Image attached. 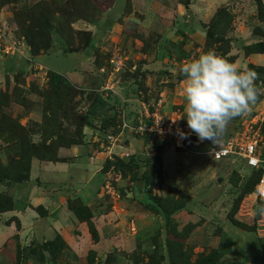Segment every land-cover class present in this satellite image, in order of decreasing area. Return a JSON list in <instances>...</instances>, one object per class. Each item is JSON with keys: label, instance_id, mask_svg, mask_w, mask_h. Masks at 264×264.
Here are the masks:
<instances>
[{"label": "crops", "instance_id": "0c3cea01", "mask_svg": "<svg viewBox=\"0 0 264 264\" xmlns=\"http://www.w3.org/2000/svg\"><path fill=\"white\" fill-rule=\"evenodd\" d=\"M127 1V7L129 5L133 11L135 9V12L146 15L149 19L148 24L142 27L136 28L134 24L138 31L128 25L133 36L129 39L134 53L129 54L131 61L127 62L126 74L124 72L123 82H118L119 86L115 85L117 81L111 82L110 73V78L103 76V67L108 61L96 60V53L105 48L106 42L114 39L123 27L127 28L125 22H120L127 13V8L113 20L111 26L101 27V23L113 6L98 23L79 27L92 34L91 45L101 28L108 35L105 39H98L99 42L94 45L95 53L88 58L89 61L82 62L81 76L76 70L67 74V79L84 91L85 95L95 92L105 101L94 108L97 113L91 116L92 124L84 126L82 142L56 149L57 161L33 158L27 183L0 185L6 188L5 192L14 201L13 210L0 213V264H14L20 250L43 245L57 236L63 238L66 248L56 260H50L49 254L45 252V264H89L88 256L92 251L96 252L97 262L102 264H107L109 256L129 257L134 252L149 256L155 251L153 239L157 236L161 238L165 226L163 218L147 207L149 192L166 197L169 189L183 190L181 184L185 181L178 166L182 151H172V142L155 144L149 137H140L123 130V116L126 122H130L146 112H153L157 107L165 115L185 109L186 78L181 69L184 64L208 51L204 46L207 27L201 24L198 27L164 25L162 21L167 6L162 0ZM186 22L188 21L185 24ZM57 39L66 44L62 38L57 36ZM256 42L253 40L252 44ZM249 45L251 43L245 47ZM66 47L69 50L67 44ZM239 51L241 50L233 45L225 58H235L233 63L242 70L249 64L262 66L264 54L247 55L245 50L244 53ZM114 71L118 72L115 67ZM84 97L81 96L79 106L82 115L89 107ZM174 148L177 150L175 146ZM188 152L191 151L185 154ZM194 153L196 158L200 156L198 152ZM132 158H136L139 163L147 161L149 170L155 171L154 181L149 187H145L144 180L132 182L130 178H124L116 171L115 165L109 169L106 167L108 161L113 163L115 159H120L129 162ZM147 169L142 167L140 174ZM108 181L114 186L112 192L105 188ZM193 196L192 206L189 204V209L192 207L193 210L174 214L170 219L172 226L178 227L177 216L189 218L187 225L196 224L194 221L202 219L198 215L199 209L196 210L199 205L194 204L196 200ZM224 197L227 195L224 194ZM76 199L90 211L91 221L98 234L97 241L93 239L89 223L71 210L69 203ZM224 202V199L213 204L210 201L209 206H222ZM216 226L211 222L199 225L188 235L189 242L199 235L203 243L213 240L212 244H218L220 239L217 242V237L212 233ZM167 237L168 231L162 241L165 242ZM244 239L245 236L238 239L239 245L225 259L230 264H263L259 239L252 240V244H249V239L241 242Z\"/></svg>", "mask_w": 264, "mask_h": 264}, {"label": "rangeland", "instance_id": "374dc122", "mask_svg": "<svg viewBox=\"0 0 264 264\" xmlns=\"http://www.w3.org/2000/svg\"><path fill=\"white\" fill-rule=\"evenodd\" d=\"M9 1L10 3L5 5ZM127 2V0H0V90L8 91L11 97L10 105L3 108L0 112V122L3 120L4 114L7 118L18 121L21 126L27 129V139L36 144H43L45 141L52 142L58 138L70 140L72 136L74 137L73 133L76 131V126L81 123L82 119L79 110L81 94L77 95L69 92L65 98L67 102L63 105L70 104L69 109L71 111L66 112V107L63 106L64 108L60 110V118L52 124L47 123V119L43 116V111L47 103V92L50 89L48 69L63 74L67 78L69 76L67 74L75 70L81 76L80 69L83 65L82 62H85V60L89 61L88 58L95 53L96 47L94 45H97L99 42L98 39H105L108 36L107 33H104L105 30L101 28L100 32H98L99 34H97L98 37L94 38L92 45L82 52H70L66 44L60 39H57V36L62 39L63 37L57 29H54L51 33V51L41 53L43 55H40V57H32L27 39L21 32V27L17 19L18 12L27 11L39 4H48L51 7L63 6L65 10H69V7L78 4L81 7V13L79 15H84V17H88L89 19H92L96 15V22L98 23L103 18L104 13L113 6L104 16L101 23V27H103L104 25L111 26L113 20L121 16L122 12L127 8V13L120 20L122 24L125 22L127 28L123 27L122 31H120L121 33L115 32L117 33L115 38L106 42L107 45L105 48L100 51L98 50L96 53L98 54L96 60L108 61V64L106 63L105 67H103V76L110 78L108 76L110 73L112 77L111 82L113 83V80L114 82L117 81L115 85L119 86V83L123 82L124 72L126 74L127 62L131 61L129 54L134 53L132 50L134 47L129 39L133 36L130 34L131 30H128V25L129 28L131 25L133 30H135L137 26L139 28L147 25L149 19L148 16L137 11L135 12V9L133 11L129 5L127 7ZM162 2L168 8L165 7L164 9L166 13L163 15L162 21L166 26L180 24V27L184 25L198 27L201 24L207 27L214 21L219 23L227 21V23H230V20L227 17L224 18L222 13L218 14L220 11H226L223 13L225 14L224 16L233 18V21L227 26L228 28L225 33L219 32L216 38L225 37L229 39L230 43L232 42V47L234 45V48L241 50L239 53L242 51L244 53L246 44H252L253 40H260V37L255 34V31L259 29V34L264 32V22L260 20L256 0H162ZM262 2L264 4V0ZM185 4H188V6ZM57 17H60V14ZM84 17L79 19L76 16L72 17L74 22L72 28L76 33L73 48H81L80 42L83 43L88 38V34L84 33L88 31L79 28L82 26L87 27V24L90 23ZM185 21H188L186 22L187 24H185ZM223 28H225V25L221 29ZM79 31H82L83 34L78 36ZM126 39H128V42H125ZM204 46L207 50L215 49L222 56L225 54L218 51L219 47L222 48L223 43L218 45L211 43L207 47L205 41ZM114 58L122 59V63L120 64L121 70L119 72L114 71V65L116 66V64L113 65L111 62ZM261 64L262 66L249 64L245 69L259 74L258 84L264 82V60H262ZM10 65L14 67L10 68ZM251 66H255L256 69ZM40 67L44 68L40 69ZM112 71L118 74H114ZM20 72H23V74H20ZM90 77L93 78L94 76L90 75ZM17 89L24 91L23 95L20 91L15 94V90ZM24 96L27 98V104L25 106L22 104ZM175 112L181 114L184 125L188 126L184 109ZM47 113L50 114V112ZM168 116L175 118L176 115L170 113ZM53 131H55L54 134H51L50 132ZM192 134L196 135L194 132ZM244 135L258 139L261 150L264 152V95H261L257 103L252 106L249 114L237 117L229 123L222 135L221 142L230 137H239L238 139H241ZM0 137V162L4 166H11L15 163L13 160L17 161L22 153L19 141L9 140L10 142H7L6 140L10 138V135ZM174 146L172 143L170 147L172 151L179 153L182 151V154H180L181 159H179L180 161L178 163L179 172L182 174L183 181L185 183L188 182L187 184H181V187L185 190L182 191L187 195H194L193 197L196 200L194 204L199 205L196 210L199 209L198 215L203 219L199 220V222H197L198 220H193L196 223L193 229L199 225L203 226L205 223L211 222L212 225H217L216 230L212 232L213 235L217 237V242L220 239V242H218L219 245L212 244L214 242L213 240H208V242L203 243L200 236L196 235L189 242L188 235L193 232V230L190 231L185 226L188 224L189 218L177 216L176 221L180 224L179 226L177 223L179 227L177 229L181 232L174 230V228L168 235L173 243L174 254L175 252L177 253L175 257L176 262L178 264H186V261L191 263L208 261L210 259L213 260L212 258L216 257V254L220 256L221 253H225L221 260L219 258L217 260L218 262L216 261L213 264H230L225 259L226 256L232 253L235 246L239 245L240 241L238 239H243V236H245V239L241 240V242L249 239V241L251 240L249 244H252V240L257 241L259 239L258 241L262 246L260 259L264 264V214L261 213V207L264 206V203L256 199L254 192H249L253 185L249 177L251 170L247 167L246 162L239 161L236 157L216 160L210 154V151L216 145L210 140H204L203 142L200 140L185 149L177 148L176 150ZM189 150L191 152L185 154ZM194 152H198L200 156L196 158ZM219 179H222L221 183ZM4 189L6 188L0 186V191L6 193ZM169 193H175L173 188L168 190L167 195ZM224 194L227 197H224ZM221 199L225 201L222 206H209L210 201L213 204ZM240 199L241 201L239 202ZM191 200L189 204L192 206L193 202ZM205 200L207 201L205 202ZM236 204H239L237 205L238 209L232 215V210L236 207ZM190 210H193L192 207ZM232 217L239 224H234L231 219ZM164 226L162 229L163 234H161V238L158 240L159 242H163L162 240L167 235L168 227L165 225V220ZM246 235L248 238H246ZM39 247H29L20 250L14 264H45L40 262L41 252ZM181 248L183 249V255L185 257H182L180 254ZM34 249L39 252L33 254L32 251ZM130 255L129 257L126 255L125 257L118 258L109 256L111 259L109 262L107 260V264L150 263L149 257L145 253L134 252ZM18 257H20L19 260ZM157 264H160V261ZM162 264H168V260Z\"/></svg>", "mask_w": 264, "mask_h": 264}, {"label": "trees", "instance_id": "16d2710c", "mask_svg": "<svg viewBox=\"0 0 264 264\" xmlns=\"http://www.w3.org/2000/svg\"><path fill=\"white\" fill-rule=\"evenodd\" d=\"M256 1L258 5L260 20L264 22V4L262 0H256ZM8 3H10V1L6 2L5 5ZM185 5L188 6V4ZM224 12L226 11L224 10L220 11L218 14L222 13L224 18L227 17L230 20V23H227V21L223 23L214 21L215 23L213 22L210 26H207L208 30L206 32V39H207L206 45L207 47H209L211 43H214L216 45L223 43V46H221L222 48L219 47L218 51L222 52L223 54L225 53L224 56H227L232 49L231 46L232 42L230 43L229 39L225 37L224 38L221 37L218 39L216 38V35L219 32L225 33L226 29L228 28L227 26H229V24H231L233 21V18L231 19L229 16H224L225 15L223 14ZM80 13H81V7H79L78 4L69 7V10H65L63 6L51 7L48 4L45 5L39 4L32 9H28L27 11L18 12L17 19L21 27V32L27 39V42L30 46V52L32 57L40 56L41 53L49 51L51 49L52 47L51 33L54 29H57L59 34L63 37L64 41L68 45V47H70L69 48L70 52H77L81 49H85L89 47L92 42V34L89 32H84L85 34H88V38L83 43L80 42L81 48H73V46L75 45L74 43H75L76 33L75 30L72 28V24L74 23L72 17L76 16L78 19L84 17V15H79ZM58 14H60V17H57ZM84 18L86 21L90 23H94V24L97 23L96 15L92 19H89L88 17H84ZM224 25L225 28L221 29ZM258 31L259 29L255 31V34L260 37V40L244 48L245 53L247 55L264 54V32L262 34H259ZM81 34H83V32L79 31L77 35L79 36ZM228 60L233 63L235 58L229 57ZM251 67L256 69L255 66H251ZM20 74H23V72H20ZM48 78H49L48 82L50 84V89L47 92V96H46L47 103L43 111V116L44 118L47 119L46 120L47 123L52 124L60 118V114H61L60 110L64 108L63 106L66 107L65 109L66 112L70 110L69 109L70 104L67 103L66 105H63L65 104V102H67L65 98L69 94V92L77 95L81 94V96L84 95L85 96L84 100H86L87 104H89V107L87 108L86 112L83 115L80 114L82 118L81 123L76 126L77 127L76 131L73 133L74 137L72 136L70 140L65 138H58L57 140H54L52 142L45 141L43 144L32 143L30 140H28L27 132H26L27 129L21 126L18 123V121H15L12 118H7V116H5L4 114L3 120L0 122V136L10 135L9 139L7 140L5 139L7 142H10L9 140L19 141L22 153L20 154V157L17 161L13 160L15 163H13L11 166L9 165L4 166L0 162V185H5L6 183L7 184L27 183L30 179V170H31V163L33 158H39L41 160H47V161L59 160L57 158L56 149H58L61 146H71L73 144H79L80 142H82V132L84 126H86L87 124H92L91 116L94 113H97L94 110V108L105 103V101L98 93L91 92L88 95H85L86 93L84 91L78 89L74 84H72L67 79V77L59 73H56L54 71H49ZM19 91L20 89L15 90V94H17ZM20 92L23 95L24 91H20ZM10 100L11 97L9 92L0 90V112L3 110V108H6L10 105ZM22 104L24 106L27 104V98L25 96L22 99ZM47 112H50V114ZM54 132L55 131L50 133L54 134ZM112 165H115L114 167L116 171L120 172L124 178H130L132 182H136L138 180H144L145 187H149L154 181L155 171L149 170L150 166L147 161H142L141 163H139L136 158H132L129 162H124L120 159H115L113 163L111 161L107 162L106 165L107 169L111 168ZM142 167H146L148 169L142 174H140ZM262 174L263 173L261 170L251 171L249 177L250 180L252 181L253 187L249 192H254V194L256 193V185L259 182L260 178L262 177ZM173 190L175 193H169L166 197L154 195L153 192L151 191L149 192V196H148L149 202L147 207L154 214L161 216L165 220L166 227L170 228V230L168 229V235L169 232L174 228H175L174 230L178 231L176 226L171 225V221H170L171 217L174 214L183 210L190 211L189 202L191 200V196L185 194L183 191L177 188ZM240 201L241 199L239 200V202ZM260 202L264 203L263 201ZM69 205L71 207V210H73L80 219L85 220L89 223V227L93 239L97 241L98 240L97 230L95 229V226L91 221V213L88 210V208L84 206L81 203V201L78 199L70 201ZM237 205L239 204H236V207L233 208L232 215L237 211L238 209ZM13 208H14L13 198L8 194L0 191V213L13 210ZM231 219L234 224H239L238 221L233 219V217ZM194 226H195L194 224L187 225L190 231L193 230ZM158 240H159L158 236L153 239L155 245V251L153 254L148 256L150 261L149 264H157L159 261L160 264H162L167 260H168V264H178V262H176L175 260L177 253L175 252L174 254L173 243L169 239V236L167 237L165 242H159ZM39 248L41 252L40 262L44 263L46 261L45 252L49 254L50 260H56L57 258H59V256L62 255L63 250L66 248V243L62 237L57 236L53 241L44 243L43 245H40ZM37 252L39 251H37L36 249L32 251L33 254H36ZM180 254L182 257H185L183 255L182 248L180 250ZM224 254L225 253H221L220 256L216 254V257L212 258L213 260L210 259L208 261H199L195 263L186 261V264H213L216 263V261L219 260V258L221 260ZM19 258L20 257H18V260ZM110 259L111 258L107 259L108 262L110 261ZM88 263L102 264V263H97L96 252L94 251H92L89 254Z\"/></svg>", "mask_w": 264, "mask_h": 264}, {"label": "clouds", "instance_id": "9594fccd", "mask_svg": "<svg viewBox=\"0 0 264 264\" xmlns=\"http://www.w3.org/2000/svg\"><path fill=\"white\" fill-rule=\"evenodd\" d=\"M181 71L186 78L184 111L189 129L201 142L210 140L222 149L221 138L227 126L251 112L264 95V82L258 84V73L238 69L215 49L190 60Z\"/></svg>", "mask_w": 264, "mask_h": 264}, {"label": "built area", "instance_id": "2783aa9c", "mask_svg": "<svg viewBox=\"0 0 264 264\" xmlns=\"http://www.w3.org/2000/svg\"><path fill=\"white\" fill-rule=\"evenodd\" d=\"M111 62L113 65L116 64L114 67L119 72L122 60L114 58ZM43 68L40 67V69ZM174 114L176 115L175 118L165 115L160 107H157L153 112H146L135 121L126 122L123 116L122 129L140 137H149L155 143L172 142L176 148L185 149L191 145L188 139L193 134L189 127L184 125L181 114L177 112ZM238 138L230 137L224 140L221 142L222 149L216 145L210 154L216 160L236 157L237 160L246 162L251 171L261 170L263 174L256 185L255 195L256 199L264 202V152L261 150L258 139L247 135L242 136L241 139ZM105 188L108 192L114 190L111 181L106 183Z\"/></svg>", "mask_w": 264, "mask_h": 264}, {"label": "water", "instance_id": "95a60500", "mask_svg": "<svg viewBox=\"0 0 264 264\" xmlns=\"http://www.w3.org/2000/svg\"><path fill=\"white\" fill-rule=\"evenodd\" d=\"M192 145L196 144L197 142H199V138L197 135H191L188 139ZM219 182H222V179H219Z\"/></svg>", "mask_w": 264, "mask_h": 264}]
</instances>
